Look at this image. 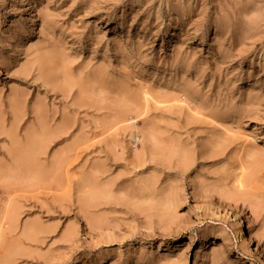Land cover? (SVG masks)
Instances as JSON below:
<instances>
[{
  "label": "rangeland",
  "instance_id": "1",
  "mask_svg": "<svg viewBox=\"0 0 264 264\" xmlns=\"http://www.w3.org/2000/svg\"><path fill=\"white\" fill-rule=\"evenodd\" d=\"M214 259H264V0H0V264Z\"/></svg>",
  "mask_w": 264,
  "mask_h": 264
},
{
  "label": "bare ground",
  "instance_id": "2",
  "mask_svg": "<svg viewBox=\"0 0 264 264\" xmlns=\"http://www.w3.org/2000/svg\"><path fill=\"white\" fill-rule=\"evenodd\" d=\"M33 23H34V22H33V19L31 18V19L29 20V25H30V27L33 26ZM32 34H33V29H31V33H30L29 37H32ZM169 36H170V37H171V36H174V33H172V35H169ZM42 64H43V63H42ZM45 68H47V67L43 65V70H44V71L46 70ZM145 93H146V92H145ZM145 93H144V94H145ZM148 94H150V93H148ZM149 96H150V95H148V98H149ZM150 98H151V97H150ZM146 100H147V99H146ZM228 130H229V129H228ZM230 130H231V129H230ZM108 131H109V130H108ZM108 131H107V132H108ZM233 131H234V130H233ZM233 131H231V132H233ZM107 132H106V133H107ZM109 132H110V131H109ZM109 132H108V133H109ZM226 132H227V131H226ZM228 132H229V131H228ZM111 133H114V131L111 132ZM111 133H110V134H111ZM104 134H105V133H104ZM227 135H228V134H227ZM111 136H112V135H111ZM228 136H230V135H228ZM240 137H241V136H240ZM242 138H243V137H242ZM244 138H245V137H244ZM246 138H248V137H246ZM248 139H249V138H248ZM248 139H246V140L248 141V143H250L251 141L248 140ZM244 141H245V139H244ZM249 141H250V142H249ZM249 155H250V154L248 153V155H247L248 158H250ZM243 156H244V154H243ZM247 156H246V154H245V157H247ZM252 156H253V155H252ZM241 158H243V157H241ZM251 158H252V157H251ZM240 164H242V163H240ZM243 164H244V163H243ZM243 164H242V166H244V167H241V168H243V169L246 170L245 165H243ZM243 169H241V170H243ZM241 170H240V171H241ZM245 170L242 171V174H245V173H244ZM242 174L240 173V176H241ZM243 176H246V175H243ZM249 177H250V176H248L247 179H249ZM244 178H245V177H243V182H242V186H241V187H244V186L247 185V184L245 183V182H247V181L244 182ZM251 178H252V177H251ZM251 178H250V180H251ZM239 179L242 180L241 177H239ZM247 179H246V180H247ZM238 181H239V180H238ZM251 181H252V180H251ZM239 182H240V184H239V183H238V184L241 185V181H239ZM249 182H250V181H249ZM249 182H248V183H249ZM243 183L246 184V185H244ZM249 185H250V184H248V186H249ZM241 187H240V188H241ZM245 188H246V187H245ZM9 213H10V212H9ZM9 213H8V214H9ZM11 214H13V213H11ZM11 214H10V215H11ZM10 215L8 216L9 218H10ZM15 218H16V217H14V219H15ZM235 218L239 220L238 223L236 224V228H235V229H236V230H239V232L241 233V232L243 231V227H244V226H242V221L240 220L239 215H235ZM4 219H6V218H4ZM12 219H13V218H12ZM14 219H13V220H14ZM7 220H8V219H7ZM7 220H5V224H6V221H7ZM3 221H4V220H3ZM10 221H11V220H10ZM8 223H9V222H8ZM8 223H7V224H8ZM11 223H12V222H11ZM1 224H2V222H1ZM2 227H3V226H2ZM1 229H2V228H1ZM1 231H2V230H1ZM3 232H4V231H3ZM1 234H2V233H1ZM243 238H246V237H243ZM248 239H249V238H248ZM248 239L246 238V240H248ZM244 241H245V240H244ZM210 247H211V249H212L213 251H215L216 253H218V254H220V255H223V256H227V255L230 253V248L224 246V245L221 244V243L212 242V243L210 244ZM238 260H239V259H238ZM256 261H257V260H256ZM215 262H216V259H214V260L212 261V264H215ZM249 263H251V264H264V259H262V260H260V261H258V262H254L253 260H250Z\"/></svg>",
  "mask_w": 264,
  "mask_h": 264
}]
</instances>
